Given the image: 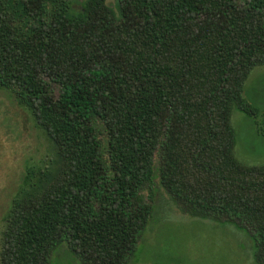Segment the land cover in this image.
<instances>
[{
  "label": "trees",
  "instance_id": "obj_1",
  "mask_svg": "<svg viewBox=\"0 0 264 264\" xmlns=\"http://www.w3.org/2000/svg\"><path fill=\"white\" fill-rule=\"evenodd\" d=\"M0 0V89L55 156L13 201L0 264H129L156 184L228 223L264 264V167L234 156L231 114L264 66V0ZM147 193V194H146Z\"/></svg>",
  "mask_w": 264,
  "mask_h": 264
},
{
  "label": "rangeland",
  "instance_id": "obj_2",
  "mask_svg": "<svg viewBox=\"0 0 264 264\" xmlns=\"http://www.w3.org/2000/svg\"><path fill=\"white\" fill-rule=\"evenodd\" d=\"M68 1L79 9L83 0ZM106 4L117 13L115 0H106ZM242 96L257 110V116L232 111L234 156L244 166L264 167V66L251 71ZM50 148L28 112L11 93L0 89V249L4 219L13 201L37 183L39 170L51 172L54 167ZM154 189L152 217L129 264H256L253 243L244 231L228 223L184 215L158 183ZM49 264L79 261L62 246Z\"/></svg>",
  "mask_w": 264,
  "mask_h": 264
}]
</instances>
